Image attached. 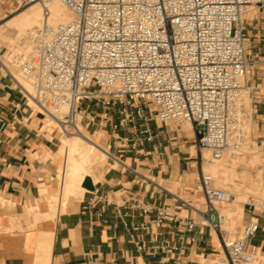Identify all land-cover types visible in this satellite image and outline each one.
I'll return each instance as SVG.
<instances>
[{
  "label": "built area",
  "instance_id": "2783aa9c",
  "mask_svg": "<svg viewBox=\"0 0 264 264\" xmlns=\"http://www.w3.org/2000/svg\"><path fill=\"white\" fill-rule=\"evenodd\" d=\"M32 2L34 0H25ZM44 21L30 30L32 53L18 62L31 82L35 104L55 121L52 132L83 134L95 126L109 131V159L131 169L125 154L155 149L160 132L153 122L192 124L197 151L212 159L241 150L248 137V100L253 95L246 22L264 0H38ZM60 1L74 17L52 24L49 3ZM126 130L127 134H121ZM264 147V138L257 139ZM114 147L116 153L110 152ZM202 172L192 202L166 189L176 206L134 200L132 208L150 220L126 223L137 249L182 263V243L196 228L208 229L213 264H256L262 260L249 241L264 230V198L246 203L249 218L234 236L223 226L220 208L230 202L226 189ZM83 205L109 203L99 188ZM181 206L191 215L179 216ZM171 225V230L164 228ZM182 226V228H180ZM148 237V238H147ZM178 239L181 245L178 243ZM264 264V260H262Z\"/></svg>",
  "mask_w": 264,
  "mask_h": 264
},
{
  "label": "crops",
  "instance_id": "0c3cea01",
  "mask_svg": "<svg viewBox=\"0 0 264 264\" xmlns=\"http://www.w3.org/2000/svg\"><path fill=\"white\" fill-rule=\"evenodd\" d=\"M15 4V0L2 1L0 15ZM246 36L251 84L255 87L252 131L260 139L264 138V7L248 13ZM6 73L29 98L18 80ZM11 77L0 73V264H43L45 246L50 250L46 254L49 264H203L200 256L211 258L214 240L208 229L202 233L196 228L192 233L194 241L182 243V263L174 259L164 262L162 254L146 255L139 251L127 229L126 223L154 216H141L139 209L132 208L134 200L154 206L177 204L167 188L143 173L147 170L154 177L165 179L172 176H167L171 167L166 151H160L166 135L157 139L155 149L149 145L145 154H125L126 161H132L131 169H110L103 175L99 167L91 178H103L91 189L86 186L82 198L73 197L64 207L60 202L58 210L50 208L51 196H59L60 190L55 182L58 142L55 135L46 137L37 130L33 109L12 85ZM121 134L127 131L122 130ZM47 154L54 156L42 159ZM42 184L47 188L45 192ZM96 188L109 200L102 214L98 213L102 206L98 200L93 201L89 211L83 210ZM178 214L186 217L191 210L181 206ZM170 230L171 225L164 228L166 233ZM178 243L181 245L179 239ZM253 246L264 260V230L250 239L249 247Z\"/></svg>",
  "mask_w": 264,
  "mask_h": 264
},
{
  "label": "rangeland",
  "instance_id": "374dc122",
  "mask_svg": "<svg viewBox=\"0 0 264 264\" xmlns=\"http://www.w3.org/2000/svg\"><path fill=\"white\" fill-rule=\"evenodd\" d=\"M2 1L6 0H0V3ZM16 4L11 8V10L7 12H2L0 15V59L4 61L6 64H8L10 72L13 73L16 78L24 80V85L30 88V91H33V88H31V83L26 78V76L23 74V72L20 73V68L18 67V62H20V58L17 56L16 53H18L20 50H17L14 48L15 45V39L17 36V29L15 27H11L8 23L9 20H11L16 14L20 13L22 10H24L29 5L33 4L35 1L32 2H26L25 0H15ZM15 49V50H14ZM16 51V53H15ZM13 56L12 59L8 60L9 56ZM13 60V62L11 61ZM18 60V61H17ZM14 63V65H13ZM19 71V72H18ZM20 74H18V73ZM0 73L4 76H9L6 73V71L1 67L0 64ZM18 74V75H16ZM24 75V76H23ZM252 75V71H251ZM27 79H25V78ZM12 85L15 87V89L20 91V88L15 85L12 77ZM253 96L248 100V108H249V118L246 121L245 126V132L248 139L247 146H244L238 154L236 152H231V155L238 156L237 158V164L230 165L232 163H229L227 165V168L234 167L238 173L246 172L249 173V178L246 179L244 185L242 188H236L235 183L233 181H228L226 184H220L222 182L220 180V177L214 176V185L218 187H221L223 189H226L228 193L233 194L235 197H237V193H243V196L241 198V201L238 203L239 205L236 206L235 202H229L222 206L220 209L227 215L229 221L227 227L229 228V231L232 235L237 236L241 233L245 222L249 218V212L246 209V203L248 202H259L264 198V193H255L253 190L255 188V182L263 183L264 181V147L258 144L257 137L253 135L252 126H253V112H254V94H255V87H253ZM21 95H23L25 101H27V98L25 94L20 91ZM31 100V99H30ZM28 100V103L29 101ZM31 109L35 111V118H36V126L37 130L44 134L46 137H52V134L55 135L58 146L60 143L61 135L57 130L52 132V128L54 125L52 124L50 127L43 125L45 123H48V120L45 119V115L42 113H39L37 111V105L32 101L29 103ZM32 110V111H33ZM33 111V113H34ZM39 119H38V118ZM43 117V118H42ZM250 125V126H249ZM153 126L156 130H158L162 136L166 135V140H162V145L160 151H166V157L168 159V163L170 164L171 170L167 174V176H171L169 179H165L163 177H154L152 172H148L145 170L143 173H145L147 176H149L151 179H154L157 183L161 184L163 187L167 188L171 192L181 196L182 198L189 200V201H196L197 198H200L203 200L202 193L193 192L192 190L195 188V185L198 183L199 177L202 172L210 173V169L207 166H211V163L209 161V157H205L204 153L202 151H197L195 148V134L192 127H189L188 129L187 124L185 125H176L174 123L169 124H162L160 122L156 123L153 122ZM50 128V129H49ZM41 129V130H40ZM51 130V131H50ZM90 132L94 133L96 138L99 135V138H96V140L103 146L108 149L109 144L113 143V140H111V135L109 131H106L105 129L101 128L100 126H95L93 128H90ZM71 136V135H68ZM194 149V150H192ZM193 151V152H192ZM231 150H226L225 155ZM110 152L116 153V150L112 146L110 149ZM254 152H259L261 154V157L257 160H253V154ZM224 155V156H225ZM35 157H38L35 155ZM57 159L59 160V155H56ZM126 160V155H125ZM224 158V157H223ZM38 159L42 160L40 157ZM253 162H250V161ZM129 164H132L131 160L129 159L126 161ZM209 163V164H208ZM60 164V160H59ZM100 168V173L104 175V173L107 170L112 169H122L117 163H112V160L106 157V160L104 161V164H102ZM123 170V169H122ZM99 177V179L94 180L95 178H88L86 181V186L88 189L93 188L94 184L103 178ZM161 178V179H160ZM218 178V179H217ZM253 178V179H252ZM56 179H58L56 177ZM55 179V182L57 184V189H59V182ZM92 179V180H91ZM90 180V181H89ZM94 180V181H93ZM251 180V182L249 181ZM254 181V182H253ZM217 184V185H216ZM85 193V192H84ZM84 195V194H83ZM83 195H76L74 197L81 198ZM237 209H232V208ZM200 261L203 262V264H213L214 261L211 258H203L200 256L198 258ZM205 261V262H204Z\"/></svg>",
  "mask_w": 264,
  "mask_h": 264
},
{
  "label": "bare ground",
  "instance_id": "6f19581e",
  "mask_svg": "<svg viewBox=\"0 0 264 264\" xmlns=\"http://www.w3.org/2000/svg\"><path fill=\"white\" fill-rule=\"evenodd\" d=\"M34 1L35 2L33 4L29 5L24 10H22L20 13L16 14L11 20H9V23H8L11 27H15L18 30L16 39L14 40L15 41L14 48L17 50H20L18 53H16V51H15V53L17 54V56L20 58L21 61H23L25 56L30 55L32 53L33 45L28 38V34H29L30 30H32L35 26L41 25L44 21V9L42 7V4L38 0H34ZM49 10H50V17L48 18V21L52 24H57V23H61V22L62 23L68 22V21L72 20L74 17L73 12L69 8H67L63 3H61L60 1H53V2L49 3ZM12 58H13V56L11 54V56L8 57V60H10ZM11 61L13 62V60H11ZM0 64L2 67H4V69L7 72L11 73L10 72L11 70H9V68L7 67L8 64H6L1 59H0ZM13 65H14V63H13ZM21 72L22 71H20V73ZM20 73H18V74H20ZM11 74L16 80H18L19 84H21L24 87V89L26 90L25 93H27V95L29 97L28 100L31 99L29 101V103L32 101L34 102L32 97L28 93V91H30V88L29 87L26 88V86L24 85L23 78L20 80V79L16 78V76L13 73H11ZM18 74H16V75H18ZM37 111L42 114V111L38 108V106H37ZM35 113H36V109H35L33 115H35ZM52 124L55 125V121H53L52 119L49 118L48 123H45L43 126L44 127H46V126L50 127ZM186 124L188 126V129H190L189 127H192V124L190 122H188ZM99 135L100 134H98V136L96 138H99ZM94 136H95V132L92 133L85 128L83 129V134H71V136H68V135L61 136L60 143H59V146L57 149V155H59L60 164H59V168H58V173L56 175V177L58 178L57 181L59 182V189L60 190H59V196H53V197L51 196L50 204L52 207H50V208H54V209L58 210L57 207H58L60 202H62V205L64 207L68 203V201L71 198H73L74 196L83 195L87 189L85 183L88 180V178H90L92 175H94L95 172L99 169V166L104 164L106 157L108 158L109 148L107 149L106 147H103L96 140V138H94ZM247 142L245 143L244 146H247V144H248ZM192 150H194V149H192ZM203 150H204L203 153H204L205 157L208 158L210 156L209 161L211 163V166H207L210 169V174L212 176L214 175L216 177H220V180L222 181V182H220V184H226L228 181H233V183H235V185H236V188H238V189L242 188L246 179L249 178V173L246 172L247 170L246 171L244 170L242 175L239 176V173L237 172V170L234 167L227 168V165L229 163H232L230 165H234L235 163L237 164L238 156L237 155L236 156L231 155V152H236L238 154L241 150H244L243 148L241 150H231L229 152L227 151L228 153L226 155H225V153H226V151H225L221 155V157L217 158V159H212L211 152L208 149H203ZM196 152H197V150H196ZM244 152H245V150H244ZM254 153L255 154H253L254 156L252 157L253 160H257L261 157V154L259 152H254ZM52 156H54V154H47V155H44V157H42V159L47 160L48 158H50ZM250 162H253V161L251 160ZM94 180H96V179H94ZM249 181L251 182V180H249ZM254 184H255V188L253 191L255 193H264V181H263V183L255 182ZM217 187H218V185H217ZM46 190H47L46 186L44 184H42V191L45 192ZM197 193L200 194V192H197ZM229 195L231 198L230 201L235 202L236 206L239 205L238 203L241 201V198L244 197L243 193H237V197H235L236 195L234 196L231 193H229ZM83 196H81V198ZM232 209L233 210L237 209V207L236 208L234 207ZM31 210H32V208H31ZM220 211L223 215H225V222H224L223 226L225 228L229 229L227 227L229 219H228L227 215L222 211V209H220ZM54 213H56V212H54ZM53 215H55V214H53ZM52 233L53 232H50L48 234H52ZM49 236L50 235H48V237ZM49 246H51V245H49ZM47 250H49V247L47 248V246H45L43 248V252H44L43 254L45 255V257L43 259V264H49L50 263V262L48 263V259L46 257ZM41 262H42V260H41ZM256 264H262V260L258 261Z\"/></svg>",
  "mask_w": 264,
  "mask_h": 264
}]
</instances>
